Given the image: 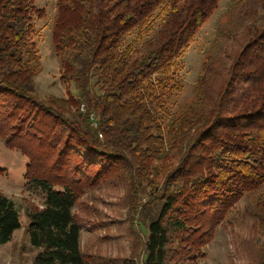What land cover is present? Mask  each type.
I'll use <instances>...</instances> for the list:
<instances>
[{
  "label": "trees",
  "instance_id": "1",
  "mask_svg": "<svg viewBox=\"0 0 264 264\" xmlns=\"http://www.w3.org/2000/svg\"><path fill=\"white\" fill-rule=\"evenodd\" d=\"M220 1L57 0L60 79L87 104L69 120L37 95L35 0H0V138L30 158L28 187L44 196V207L28 213L29 242L39 250L33 264H88L73 210L86 189L119 175L148 198L140 205L144 264H198L244 196L264 228V0H232L196 101L174 120L171 112L183 91L179 64ZM136 32L141 44H127ZM217 74L221 88L211 83ZM49 160L50 171L40 172ZM21 226L0 193V248Z\"/></svg>",
  "mask_w": 264,
  "mask_h": 264
},
{
  "label": "rangeland",
  "instance_id": "2",
  "mask_svg": "<svg viewBox=\"0 0 264 264\" xmlns=\"http://www.w3.org/2000/svg\"><path fill=\"white\" fill-rule=\"evenodd\" d=\"M231 2L232 0L220 1L179 64L177 76L182 81L183 91L171 101L173 120L185 106L196 101V83L202 73L203 63L212 52L219 29L230 24L233 14L230 10ZM35 7L37 13L33 14V43L41 60V70L34 78L37 95L43 102L52 100L50 107L54 111L60 113L65 108V118L74 120V113L87 112V104L73 83L64 84L60 79L61 60L53 44L57 0H35ZM141 42L137 32L131 34L126 41L130 45H140ZM228 63L230 66L232 62ZM221 70L223 73L224 67ZM211 83L215 88H221L224 86V78L217 74ZM72 100L79 103V107H73ZM55 101L58 103L52 105ZM170 117L172 115L166 118V124L171 122ZM91 120L97 119L92 116ZM30 161L27 155L18 149L7 147L6 141L0 138V193L14 202L22 225L14 233L12 240L0 248V264H33L39 252L29 242L28 213L44 207V196L41 191H33L28 187L25 177ZM47 163L46 168H41L40 172L45 169L46 172L50 171V160ZM68 173H71L70 168ZM119 177L120 180L108 178L104 184L86 189L73 210L82 228L80 248L88 264L145 262L148 225L144 222L145 216L141 214L140 205H145L148 198L137 197L133 193L130 178ZM251 199L250 196H244L233 205L203 248V257L198 264H264V228L248 212Z\"/></svg>",
  "mask_w": 264,
  "mask_h": 264
}]
</instances>
